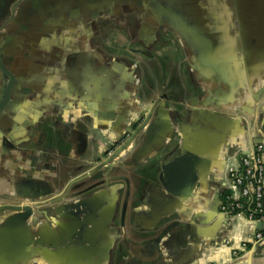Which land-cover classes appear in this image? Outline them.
Segmentation results:
<instances>
[{"label":"crops","instance_id":"crops-1","mask_svg":"<svg viewBox=\"0 0 264 264\" xmlns=\"http://www.w3.org/2000/svg\"><path fill=\"white\" fill-rule=\"evenodd\" d=\"M134 1L0 0L18 82L0 114V206L29 209L0 214V264H264V247L241 249L250 224L222 214L241 157L229 142L264 143V64L243 45L229 58L211 0H173L207 45Z\"/></svg>","mask_w":264,"mask_h":264},{"label":"water","instance_id":"water-1","mask_svg":"<svg viewBox=\"0 0 264 264\" xmlns=\"http://www.w3.org/2000/svg\"><path fill=\"white\" fill-rule=\"evenodd\" d=\"M213 1L212 8L215 14L225 13L227 15L226 24L228 28L226 29L229 32L228 35V44L230 45L229 58L237 59L240 57L239 54L242 53V45L244 48V52L246 53L247 58L255 59L257 63L263 62L264 64V0H211ZM202 4H197V6H201ZM149 9L152 12L160 11L162 16L169 17L170 26L176 29H182V33L187 35L188 37H193L194 42L203 43L205 45L206 42L202 39L201 36L191 35L190 27L191 22L187 21V13H189L190 6L186 2H173V0H135L134 1V11L142 12V9ZM196 8V7H195ZM14 10V9H13ZM180 13V16L179 14ZM184 14V16H183ZM156 16V14H155ZM179 18H177V17ZM156 19L158 17L156 16ZM225 21V20H224ZM2 60L0 58V74L4 78H8V82H3L2 89H0V114L5 111V109L10 105L12 101V95L14 90L16 89L18 82L16 77L9 73L6 68L2 65ZM3 64V63H2ZM264 69V68H263ZM262 79V77L260 78ZM264 79V73H263ZM259 81L252 82V89L257 86ZM24 91H30L29 89H24ZM264 93V87L259 91L256 96L259 97V94ZM253 104V103H251ZM241 139V138H239ZM133 138L130 142H128L125 146L119 148L113 158L109 160L105 165L110 166L122 153H124L132 144ZM264 144V143H260ZM229 147L232 149H238L241 152V157L248 156L251 154L254 146L245 147L244 144L238 139L231 140L229 142ZM257 145V144H256ZM110 149V148H108ZM240 165V160H239ZM235 165H230L227 167L228 173L231 167H239ZM230 176V173H229ZM231 179V178H230ZM232 182V181H231ZM233 188V185H232ZM234 189V188H233ZM16 212V213H27L29 209L25 208H13L7 206H0V214L4 212ZM224 219L229 218V216L225 213H222ZM1 218V216H0ZM259 229L262 226H258ZM264 247L259 246L257 248ZM256 248V249H257ZM256 249H252L251 251H246V253L255 252Z\"/></svg>","mask_w":264,"mask_h":264},{"label":"built area","instance_id":"built-area-1","mask_svg":"<svg viewBox=\"0 0 264 264\" xmlns=\"http://www.w3.org/2000/svg\"><path fill=\"white\" fill-rule=\"evenodd\" d=\"M229 173L237 197L229 196L222 212L230 219L250 224L253 237L242 243L241 249L251 251L264 246V144L255 145L250 155L240 159L239 167H231Z\"/></svg>","mask_w":264,"mask_h":264},{"label":"flooded vegetation","instance_id":"flooded-vegetation-1","mask_svg":"<svg viewBox=\"0 0 264 264\" xmlns=\"http://www.w3.org/2000/svg\"><path fill=\"white\" fill-rule=\"evenodd\" d=\"M130 137H131V134L127 133L126 135H124L123 137H121L120 139H118V140L115 142V144H114L113 146L110 147V149L107 148V149L104 151V157H105V161H106L105 164H106L109 160H111V159L113 158V156L115 155L116 151H117L119 148L125 146V145L129 142ZM128 149H129V148H128ZM128 149H127V150H128ZM127 150H126V151H127ZM126 151H125V152H126Z\"/></svg>","mask_w":264,"mask_h":264}]
</instances>
